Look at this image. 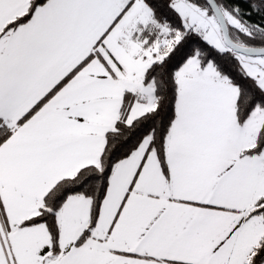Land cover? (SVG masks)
I'll list each match as a JSON object with an SVG mask.
<instances>
[{
    "label": "snow or ice",
    "instance_id": "6c2138e0",
    "mask_svg": "<svg viewBox=\"0 0 264 264\" xmlns=\"http://www.w3.org/2000/svg\"><path fill=\"white\" fill-rule=\"evenodd\" d=\"M0 264H264V0H0Z\"/></svg>",
    "mask_w": 264,
    "mask_h": 264
}]
</instances>
